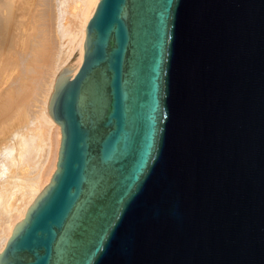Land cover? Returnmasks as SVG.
Returning <instances> with one entry per match:
<instances>
[{
    "label": "water",
    "instance_id": "water-1",
    "mask_svg": "<svg viewBox=\"0 0 264 264\" xmlns=\"http://www.w3.org/2000/svg\"><path fill=\"white\" fill-rule=\"evenodd\" d=\"M74 70L0 264H264V0H100Z\"/></svg>",
    "mask_w": 264,
    "mask_h": 264
},
{
    "label": "bare ground",
    "instance_id": "bare-ground-1",
    "mask_svg": "<svg viewBox=\"0 0 264 264\" xmlns=\"http://www.w3.org/2000/svg\"><path fill=\"white\" fill-rule=\"evenodd\" d=\"M85 1L78 42L68 47L65 65L75 69L70 76L83 62L86 28L100 0ZM66 3L60 0L58 8L57 0H0V187L39 176L37 184L13 192L12 202L0 193V253L57 169L62 134L48 106L61 72L57 60L65 55L61 15ZM42 122L48 133L38 131ZM34 124L36 136L30 137ZM51 160L52 170L43 174Z\"/></svg>",
    "mask_w": 264,
    "mask_h": 264
},
{
    "label": "rangeland",
    "instance_id": "rangeland-1",
    "mask_svg": "<svg viewBox=\"0 0 264 264\" xmlns=\"http://www.w3.org/2000/svg\"><path fill=\"white\" fill-rule=\"evenodd\" d=\"M64 2L66 3L65 0ZM85 2H86L85 0H69V2L65 4V8L63 10L65 12L64 14L61 15L62 20H63L62 27L65 29L64 42L61 45H62V50L65 53V55H62V57L57 60V71L59 72L62 70V68L67 66L65 64H66V61H68L69 59V55L67 54L68 47L71 44H77L78 42V33H79L77 29L79 26L78 22L82 20L81 17L83 15V9L85 7ZM59 3H60V0H57L58 8H60ZM35 127L37 128V126L34 124L32 128H29V133L31 134L30 137L36 136ZM38 131L42 132L43 134L46 133L48 131L47 125L42 122L38 127ZM40 142H42L41 139H40ZM53 162L52 160L49 162L43 174H45L46 172L47 174L50 173V171L52 170ZM41 166H42V163H41ZM41 166L39 169H41ZM38 182H39V176L36 177V175L30 176V179L23 181V183L21 184H13L12 181H5V184L0 187L1 188L0 193L2 195L8 196L7 198L9 199V202H12L13 197H14L13 192H16L17 190L21 189V185L27 186L30 184L31 185L37 184ZM11 188H14V191H11Z\"/></svg>",
    "mask_w": 264,
    "mask_h": 264
}]
</instances>
